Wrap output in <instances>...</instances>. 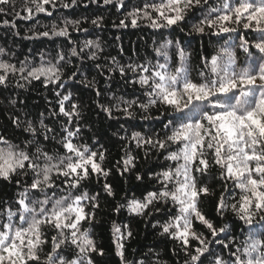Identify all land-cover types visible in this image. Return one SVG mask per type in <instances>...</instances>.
Instances as JSON below:
<instances>
[{"label": "snow or ice", "instance_id": "obj_1", "mask_svg": "<svg viewBox=\"0 0 264 264\" xmlns=\"http://www.w3.org/2000/svg\"><path fill=\"white\" fill-rule=\"evenodd\" d=\"M207 2L147 0L128 11L118 26L127 27L130 23L137 27L147 22L154 29L172 28L185 23L190 12L203 8ZM103 3L111 4L112 0H103ZM15 4L16 0H0V6L10 5L13 11ZM76 4L77 0H71L63 7ZM46 6L55 9L57 4L55 0H20L21 10L26 13L22 19H32L39 13L52 15ZM123 7L125 0H119V8ZM0 15H7L4 7H0ZM14 15L20 17L19 12ZM102 21L103 17H97L91 23L100 26ZM0 23L16 27L15 19H3ZM80 23L79 20L65 21L59 28L53 24L50 31L34 35L68 37L69 26H77L78 31ZM240 29H254L260 39L250 44L241 36L238 44L226 41L214 54L202 56L203 68L198 72V79L191 75V53L173 40H166L155 49L158 57L155 63L121 65L113 58L114 66L106 69L110 76L118 72L122 78L132 73L134 78L126 82L138 86L145 97L144 102L138 97L131 100L114 97L112 106L99 104L109 117L113 111L133 117V108L147 112L157 105L172 110V118L163 124L167 130L163 139L158 134L153 138L142 132L122 137L127 140L125 155L117 164L122 169L121 175L135 167L136 157L131 154L133 145L145 149L146 156L157 150L164 154L165 161L171 162L162 171L152 174L159 185L157 190L148 191L142 199L133 196L126 206L136 216L151 214L153 209L160 211L156 207L159 204L171 206L169 219L159 227L162 235L178 242L187 257L183 264H264V0H223L219 7L209 8L192 25L194 33L205 34L207 30L217 37L238 33ZM237 47L245 56L243 66L238 63ZM250 48L256 50L255 55ZM99 50L97 41L88 40L80 51L72 47L68 57L63 50L58 51L54 62L41 54L39 64L28 58L17 64L4 59L14 53L9 54L0 47V86L7 87L14 82L17 88H25L33 81H40L45 86L63 88L61 62L71 63V57L83 56L95 60ZM96 68L101 69V65L97 64ZM75 75L74 72L69 79ZM54 94L58 111L49 114L65 118V123L60 125L62 135L58 142L65 150L63 155L49 154L45 149L44 142L55 140V136L43 119L38 125L27 122L24 131L32 138L24 141L23 147L0 135V178L9 181L14 177L24 178L23 183L16 180L22 190L14 204L0 205V264H94L92 255H103L90 230L82 227L93 218L86 206L98 207L96 196H89L87 191L74 195L73 191H79L82 181L90 174L107 177L111 170L102 167L103 151L74 143L80 133L74 119L78 120L81 113L79 105L73 102L72 93L55 91ZM96 94L101 95L98 89ZM13 123L19 126V117L14 118ZM212 167L219 169L225 186L216 211L222 216L230 210L235 217L233 223L241 222V235L245 234L244 226H249L244 240L231 236L227 225L216 227L199 207L201 196L210 193L202 178ZM137 179L142 177L137 175ZM104 189L113 195L110 184L105 183ZM58 191L63 194L57 196ZM197 223L214 239L210 241L202 233L198 234L194 228ZM256 224H260L259 232H254ZM50 231L55 234L49 240ZM220 234L230 237L227 243L218 239ZM131 235L130 231L124 232L113 224L117 255L122 264H127L123 241ZM192 241L197 242L194 248ZM213 244L227 249L228 259L216 251ZM49 245L50 250L45 252Z\"/></svg>", "mask_w": 264, "mask_h": 264}, {"label": "trees", "instance_id": "obj_2", "mask_svg": "<svg viewBox=\"0 0 264 264\" xmlns=\"http://www.w3.org/2000/svg\"><path fill=\"white\" fill-rule=\"evenodd\" d=\"M55 9L48 7L52 15L39 13L32 19H22L25 12L21 10L20 0H16L15 9L10 5H2L6 9L7 15H0L3 19H15V29L3 26L0 23V47L7 50L9 54L4 59L12 63L28 58L34 64H39L41 54L49 61H55L57 52L63 50L68 57L70 49L76 47L77 51L83 48L85 41L93 40L100 44L97 51V59H88L87 56L71 57V63L61 62L63 68V88L55 85L45 86L40 81H33L25 88H17L14 82H10L7 87L0 86V135L15 144L24 146L23 142L31 139V135L24 131L27 122L38 125L41 119L54 131L52 135L55 140L44 142V147L49 154L63 155L65 150L58 143L61 139V124L65 123L62 116L50 115V111H58L56 105L55 91L62 93L71 92L73 102L79 105L81 116L74 123L80 127L79 136L74 143L86 144L93 151H103L105 160L102 167L110 169L107 177L90 174L87 180L82 181L79 191H73L78 195L81 191H87L89 196H96L95 203L98 207L86 206V211L93 213L90 222L83 223L82 227L88 228L92 238L95 240L97 249H103V255L93 254L94 264H122L121 258L117 255L116 242L113 236V224L121 227L124 232L130 231L132 235L126 237L124 243V261L127 264H183L187 259L185 253L180 250L179 244L171 240L166 235L161 234L160 224L169 219V212L172 211L170 205L159 204L156 207L160 211L151 210V214L136 216L127 209V202L135 196L142 199L148 191H155L159 188L152 174L160 172L169 163L164 160V154L157 150H152L145 155V149H137L132 146L131 154L136 157L135 167L121 175V167L118 161L125 155L126 139L132 132H142L146 136L161 139L167 134L163 124L171 119L172 110L163 105H157L149 111L144 112L139 108H133V117H126L121 112L113 111L109 117L99 104L112 106L114 97L124 99H136L141 102L145 97L138 90L126 81L134 78L132 73L124 78L118 72L109 75L107 68L113 67V58L121 64H144L148 61L155 63L158 59L155 49L166 40L179 41L186 51L191 53V75L193 79H198V72L202 70L200 63L202 56H210L215 50L226 41H236L242 36L250 41V44L260 39V34L254 29H240L238 33L223 34L222 37L211 35L206 30L205 34L192 32V25L203 17L209 8L219 7L223 0H208L203 8L194 9L186 17V22L172 28L154 29L147 22L140 23L137 27H132L129 23L127 27H119L121 19L133 7L141 6L147 0H125V7L119 8V0H112L111 4H104L103 0H77V4L71 7H63L64 4L71 3V0H55ZM19 12L20 17L14 15ZM97 17H103L100 26H95L91 21ZM80 30H75L77 26H69V36H36L35 33L50 31L53 24L63 27L65 21H76ZM127 23V21H126ZM86 30V31H85ZM19 35H16V32ZM27 37H32L31 39ZM95 50V49H93ZM256 54L254 48H250ZM86 53L88 49L84 50ZM171 51H175L173 48ZM238 63L243 66L245 62L244 53L237 47ZM176 58H173L175 66ZM101 65L97 69L96 65ZM75 77H72L73 73ZM97 89L101 95L97 96ZM15 100V104L12 101ZM66 108L68 104L66 103ZM43 114V115H42ZM175 115L179 116V113ZM19 117L20 125L13 123L14 118ZM143 117H147L144 119ZM210 163L211 159L209 158ZM137 175L142 177L138 180ZM21 183L24 178L14 177L12 180L0 178V205L14 204L17 194L22 189L16 185V180ZM105 183L112 187L113 195H109L105 189ZM202 183L206 184L210 193L200 198V209L211 219L216 227L229 226L231 236L244 240L249 234V226H244V235H241V222L233 223L235 219L230 210H226L221 216L216 211V205L222 192L224 184L219 177V169L212 167L207 176L202 178ZM231 191V183L228 185ZM63 193L58 191L57 196ZM123 206V207H121ZM120 210L117 211L116 209ZM2 210V209H0ZM159 222V223H158ZM127 226L125 228L124 226ZM154 225H156L154 227ZM197 233H202L208 240L214 238L198 223L194 225ZM260 231V224L254 226V232ZM54 232H49V240ZM225 234H220L218 239L228 242ZM192 247L197 246L196 241L191 242ZM212 247L220 252L225 259H228V250L222 249L213 244ZM231 247V246H230ZM50 250V245L45 248V252Z\"/></svg>", "mask_w": 264, "mask_h": 264}]
</instances>
